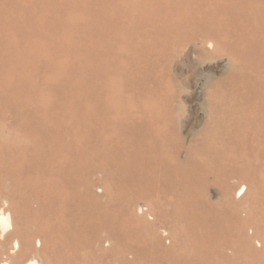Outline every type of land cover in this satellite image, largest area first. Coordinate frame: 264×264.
Returning a JSON list of instances; mask_svg holds the SVG:
<instances>
[{
    "label": "bare ground",
    "instance_id": "6f19581e",
    "mask_svg": "<svg viewBox=\"0 0 264 264\" xmlns=\"http://www.w3.org/2000/svg\"><path fill=\"white\" fill-rule=\"evenodd\" d=\"M134 2V28L123 33L128 47L143 48L137 41L142 28L149 52L176 51L196 39L200 54L194 47L185 54L200 74L212 79L226 70L210 88L207 124L189 157L173 156L178 146L159 120L166 106L153 98L146 102V121L129 123L123 132L117 126L110 146L94 150V130L76 134L83 149L69 163L52 156L47 164L44 142L35 135L8 140L0 130V174L8 181L0 180L5 184H0V240L14 241L13 250L20 252L12 264H39L36 247L43 245H55L56 264H94L102 256L116 264H264V0ZM93 23L97 37L85 52L94 63L90 79L105 61L101 52L95 57L94 48L106 46L114 31L121 35L112 28L105 33L100 20ZM57 40L68 51L64 31ZM111 94L119 102L122 89ZM82 113L87 123L103 122L108 109L97 104ZM61 135L56 138L63 145ZM91 151L99 159L94 165L102 171L110 203H101L87 189L73 193V185L83 181V168H92L84 160ZM42 173L46 181L38 178ZM217 194L220 198L212 201ZM144 195L150 198L148 207L134 211L131 198ZM122 199L128 203L125 210L118 203ZM88 246L94 250H82L84 255L59 251Z\"/></svg>",
    "mask_w": 264,
    "mask_h": 264
},
{
    "label": "rangeland",
    "instance_id": "374dc122",
    "mask_svg": "<svg viewBox=\"0 0 264 264\" xmlns=\"http://www.w3.org/2000/svg\"><path fill=\"white\" fill-rule=\"evenodd\" d=\"M95 19L102 21L105 33L117 29L121 35L115 37L114 31L105 40L104 43L108 42L106 46L94 48L95 57L96 52H101L105 61L102 67L98 59L100 73L90 79L94 63L91 59V65L85 52L89 41V50L93 49L91 42L97 37ZM134 19V0H0V130L3 135L8 140H13L15 134L27 138L35 135L44 142L41 154L47 164L52 156L69 163L73 155L83 149L76 134L83 133L85 128L86 131L94 130L93 149L110 146L118 136L115 135L117 126L123 132L129 123L146 121V102L153 98L166 106V113L159 120L161 128L167 125L165 133L169 140L178 146L173 156L179 161L189 157V149L207 124L210 88L226 76V70L212 79L200 74L196 62L185 54L187 47H194L196 55L200 54L196 39L185 41L176 51L157 49L149 52L146 48L147 33L142 28L137 41L143 48L128 47L123 33L134 28ZM109 28L112 29L108 31ZM63 31L70 41L66 48L68 51L57 40ZM89 32L93 33V38ZM30 49L33 51L29 52ZM61 63L63 67L59 69ZM113 88L122 89L119 102L112 98ZM97 104L107 108L108 114H105L103 122L97 115L98 120L91 121L97 123H87L82 112ZM50 116L54 117L53 123L47 122L46 117ZM57 126L59 128L56 129ZM57 135L62 136L63 145L57 141ZM84 160L92 168L86 172L84 165L81 171L83 181L73 185V193L78 195L87 189L98 196L101 203H110L105 194V182L100 181L102 171L95 168L99 163L95 152H89ZM4 178L1 173L0 180L8 183ZM38 178L46 181L49 177L42 173ZM219 198L218 194L211 196L212 201ZM149 199L148 195L131 198L134 211L137 207H148ZM118 203L124 210L128 204L123 199ZM2 206L0 198V208ZM13 243L12 240H0V260H7V264L21 256L18 250H13ZM54 246L49 249L44 245L36 247L41 251L42 262L39 263L37 254L33 257L39 264H56L53 252L57 250ZM88 247L59 251L63 256L67 253V256L84 255L82 253L87 250H94V246ZM112 261V258L104 259L103 256L93 260L94 264H116Z\"/></svg>",
    "mask_w": 264,
    "mask_h": 264
}]
</instances>
